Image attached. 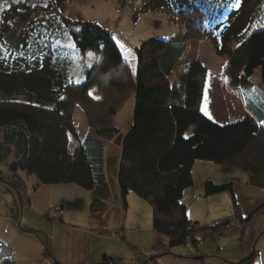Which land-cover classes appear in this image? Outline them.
<instances>
[{
  "label": "trees",
  "instance_id": "1",
  "mask_svg": "<svg viewBox=\"0 0 264 264\" xmlns=\"http://www.w3.org/2000/svg\"><path fill=\"white\" fill-rule=\"evenodd\" d=\"M68 1L73 0H0V162L13 158L8 173L0 172V180L17 178L21 171L35 176L39 185H77L92 193L91 211L99 217L111 194L107 178L117 174L125 210L130 192L153 207L156 254L135 252L134 261L143 264L155 263L165 250L188 244L197 248L210 236L221 234L231 221L203 229L188 217L183 200L193 186L194 165L204 161L235 167L247 175L249 185L264 190V118L229 125L207 118L201 112L206 68L191 62L172 84L186 42L176 50L171 44L175 41L151 39L135 50V109L126 135L112 125L89 131L81 141L74 105L79 99L90 103L96 78L108 76L124 61L112 34L99 24L44 17L55 5ZM223 1L230 5L243 0H144L136 17L165 11L185 24L180 39L210 38L218 54L229 57L232 87L249 83L260 69L264 88V28L248 35L249 27L240 17L223 20L220 14L218 22L212 19L208 6L214 9L215 3ZM71 25H78L79 31L70 30ZM235 42L238 46L233 49ZM88 52L102 53V61L86 67ZM113 85L124 92L122 86ZM191 127L195 130L186 137ZM71 139L77 141L73 153ZM105 140L120 142V157L113 156L110 169L105 152L109 148L112 153V148ZM22 184L13 186L22 192ZM204 192L206 197L230 194L237 209L233 179L223 184L209 180ZM0 253V264H15L10 248ZM43 255L48 257L46 242ZM253 259L254 255L242 264H253Z\"/></svg>",
  "mask_w": 264,
  "mask_h": 264
},
{
  "label": "rangeland",
  "instance_id": "2",
  "mask_svg": "<svg viewBox=\"0 0 264 264\" xmlns=\"http://www.w3.org/2000/svg\"><path fill=\"white\" fill-rule=\"evenodd\" d=\"M220 1L222 0H219V2ZM143 2L144 0H73L62 3V5H55L54 11L44 14L45 18L48 17L52 20L60 21L61 19H65L71 22L88 21L97 23L112 34L115 43L118 48L119 46L121 47L123 53V65L112 69L108 76L99 75L96 78L97 84L90 91V97H92L93 100L90 101V103H85L81 102V99H79L80 102L74 105V124L77 131H90L93 133L99 127H110L114 125L120 130V134L123 136L126 135L133 120L135 109V72L137 65L135 50L140 47L143 42L151 39H159L167 42L173 40H175V42H186L191 50L190 53H195L198 58L195 61L200 62L206 68L207 74L209 69H213L219 77L228 79L231 89L236 88L232 87L227 74L229 57L226 55H219L214 46V42L210 38H198L194 36L193 38H187V40L183 38L180 39L185 31V24H181L179 20L174 21L165 11L139 14L138 17H136V12L142 6ZM260 2V6H258L256 0H243L239 4H236V1H234L230 5L228 2L225 3V1H223L220 5L215 3L213 6L214 9H211L210 6H208V8L211 18H216L217 22L220 20V16L218 17L220 14H222L223 20H227V18L233 20L234 17H236V19L238 17L242 18L243 23L249 27V35L264 28V0H260ZM11 25L10 23V29ZM69 29L72 31H79V26L71 25ZM177 30L180 32L178 36L176 34ZM15 34L16 36L20 35L18 29L15 31ZM231 45L233 49H235L238 46V42ZM101 54L98 52H88L87 56L84 58L85 66L90 68L101 62ZM186 70L187 68L185 69L184 67L180 69L176 68L173 76L170 78V82L172 84H177L181 74ZM250 82H252L250 93L264 104V88L262 86L260 69L256 70L252 75ZM113 84H117L120 87L122 86L124 92L119 93ZM219 103L220 100L218 101V104ZM224 104L225 101L222 100V105ZM217 105H215V107ZM112 111H114V113H112ZM194 130L195 128L191 127L186 137H189ZM105 142H110L109 146L112 148V153L109 148H107L105 152V158H107L106 164L110 169V161L114 159V157L117 159L120 157V142H115V140H105ZM20 173L22 172L20 171ZM245 175L244 172L232 166L221 165L214 162L197 161L193 169V186L185 191L183 200L187 205L188 217L193 220V222L200 220V222L204 223L208 221L207 212L210 209H212L211 213L220 209L221 215H225L230 210L233 212L230 194L224 193L226 198H221L220 200L215 198L208 202L209 200H205L204 185L207 181L212 179L216 180L218 183L225 182L228 178L237 182V180L245 178ZM27 178H29V180H27ZM109 178L112 179L113 182L115 181L114 176ZM6 179L11 181L12 185L14 184L15 180L13 176H6ZM24 179L28 181L29 187H32V183H36L37 180L35 176L27 173H24ZM79 189L86 197L91 196L90 191L81 187ZM14 190L18 193L16 189ZM14 190L12 187L9 189L4 186L0 187V215L7 216L5 219H2L0 216V231L4 227H9L11 230L10 234H8L9 242L11 243L12 241L15 243L17 249L21 251L27 250L32 255H35L36 247L34 243H31L33 240H30V242H23L17 237V229L24 232H26V230L24 228H19V226H17L18 224L13 221L11 208H14V198L16 197V199H18L17 193ZM32 192L33 188H30V193ZM5 196L8 198L3 202ZM128 196V207L127 210H125L119 191L111 190V200L107 203V205L109 204L110 206V210L108 209V213L106 211L103 216L105 217L106 223L105 230H108V233L105 234L108 235H103L104 238L94 239L93 247L95 248L94 253L96 255H98L99 248L103 249L104 247L115 251L125 247L126 250L129 251L128 249L132 250L128 245L130 242L134 245H149L150 247L153 244L154 211L152 205L134 192H130ZM54 207L55 205H51L47 210V217L51 220L50 223H47L46 220L36 215L26 212V210L25 214H21L19 220L21 221L24 216H27L26 221L21 222L25 226L28 222L35 225L37 228L32 235L35 234L41 241V232L43 234H53L54 223L60 222L59 217H55L54 214L51 213V209ZM87 211L88 210H82L79 214V221L82 222L84 218H88ZM116 216L118 221H123L122 225H119L115 220ZM82 225H84V221ZM119 227L124 228L125 241H123L115 231V229ZM44 229H46L47 232ZM138 230L141 231L138 232ZM216 238L212 237L205 240L203 242L204 247H207L208 250L215 249L216 246H218L215 245V242L218 243ZM126 240L128 246L126 245ZM43 248L44 247H42L41 253H43ZM181 249H184L183 246L175 248L177 252H180ZM135 252L133 251L131 256L132 260L133 256L137 255ZM22 256L23 253L19 252L18 259L21 260ZM167 263L168 258L161 262V264Z\"/></svg>",
  "mask_w": 264,
  "mask_h": 264
},
{
  "label": "crops",
  "instance_id": "3",
  "mask_svg": "<svg viewBox=\"0 0 264 264\" xmlns=\"http://www.w3.org/2000/svg\"><path fill=\"white\" fill-rule=\"evenodd\" d=\"M176 34L178 36L180 32L177 30ZM171 44H173L172 47L176 48V50H178L177 47H182L183 45L182 42L178 41ZM119 48L121 50L120 46ZM190 52L191 50L188 44H186V52L178 62L176 66L177 69L183 67L186 69L191 62L198 59L195 53L193 54ZM207 75L201 105V112L203 115L220 125H229L245 119L256 120V118H264L263 102L259 101L250 93L252 82L231 89L228 79L219 77L213 69H209ZM219 100L220 103L218 104ZM222 100L225 101L224 105H222ZM215 105L217 106L215 107ZM262 126L264 127V122ZM88 134L89 131H78L81 141H83ZM76 147L77 141L71 139L70 151L73 153ZM12 161L13 158L8 159V161L0 162V172H2L3 175L8 173L9 162ZM17 175L18 178L20 180L22 179L24 182V190L22 192L16 189L20 192L17 193L14 190V186L8 181L0 180V187L4 186L8 189L12 187L17 193L19 201L16 197L14 198V208H11V214H13V221L18 224L17 226L26 230V232H24L17 229V237L23 242H30V240H33L31 243H34L36 247V254L32 255L27 250L21 251L17 249L15 243L12 241L10 243L8 240V234H10L11 231L10 228L4 227L0 231V252L10 248L13 253L15 264H143L142 262L134 261V256L133 260L131 259L133 251L138 253L145 252L149 255L156 254L153 250L154 237L151 247L149 245H134L132 242L128 243L126 240V245L128 243L133 251L130 249L127 251L125 247L118 251L104 247L103 249L99 248L98 255H96L94 253L95 248L93 247L94 239L104 238L103 235H108L105 234L108 233V230H105L106 223L105 217L103 216L106 211L108 213V209L110 208L109 204L105 211L102 212L101 216L98 217L91 211L93 199L91 192V196L86 197L81 193L80 187L77 185H39L37 180L36 183H32V187H29L27 181L29 178L25 180L23 172H18ZM114 179L116 182L114 181L113 184L112 179L107 178V181L111 184V190L117 191V174L114 176ZM229 180L228 178L225 182H219V184L226 183ZM214 181L218 183L216 180ZM30 188H33L32 193H30ZM234 192L237 209L234 207L231 198L233 212L230 210L227 212L228 214L221 215L220 209L215 210L214 213H211L212 209H210L207 212L208 221L204 223L200 222V220L195 221L198 222L203 229L228 221L232 222L229 227L223 229L221 234H214L209 237H217L216 240L219 244L215 242V245H218L215 249L208 250L207 247H204V240L197 248L188 244L183 246L184 249H181L180 252H177L175 248L165 250L166 254L160 256L155 263L150 260L144 262V264H161V262L167 258V264H242L243 261L252 255H254L253 264H264V190L248 185L247 175H245V178H241V180L234 182ZM7 198L8 197L5 196L3 202H5ZM215 198L220 200L226 197L224 194L212 197L205 196V200H209L208 202ZM110 200L111 198L109 196L104 201L108 203ZM51 205H55L54 208L63 209V217L60 222L54 223L53 234H43L40 231L41 243L35 234L32 235L37 227L30 222H28L26 226L23 225L22 222L26 221L27 216L21 219L22 222L19 220V217L21 218V214H25L26 210V212L36 215L46 220L47 223H50L51 220L47 217V210ZM82 210H88V218H84L85 220L83 219L84 225H82L83 221H79V214ZM0 216L2 219L7 218L6 215L3 216L1 214ZM115 220L119 225H122L123 221H118L117 216ZM44 230L46 231V229ZM139 231L141 230H138V232ZM45 242L47 243L48 257L44 255L43 257V253H41ZM19 252L23 253L21 260L18 259Z\"/></svg>",
  "mask_w": 264,
  "mask_h": 264
},
{
  "label": "built area",
  "instance_id": "4",
  "mask_svg": "<svg viewBox=\"0 0 264 264\" xmlns=\"http://www.w3.org/2000/svg\"><path fill=\"white\" fill-rule=\"evenodd\" d=\"M14 183H22L21 180L19 178H14ZM63 210L62 209H59V208H52L51 209V213L54 214L55 217H59V218H62L63 216ZM116 233L121 237V239H123V232L118 228V229H115Z\"/></svg>",
  "mask_w": 264,
  "mask_h": 264
}]
</instances>
